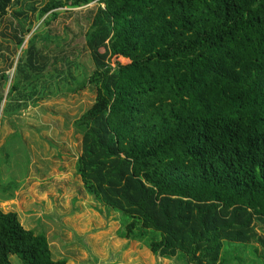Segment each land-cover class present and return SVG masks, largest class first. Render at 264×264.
Wrapping results in <instances>:
<instances>
[{
  "label": "trees",
  "instance_id": "16d2710c",
  "mask_svg": "<svg viewBox=\"0 0 264 264\" xmlns=\"http://www.w3.org/2000/svg\"><path fill=\"white\" fill-rule=\"evenodd\" d=\"M94 3V69L61 94L98 93L72 123L83 136L75 172L85 190L122 215L120 238L163 258L240 264L250 247V264L264 263V0H0V27L16 7L8 40L22 47L8 96L46 89L55 61L38 40L51 35L35 25ZM13 256L67 263L45 234L0 209V264Z\"/></svg>",
  "mask_w": 264,
  "mask_h": 264
},
{
  "label": "rangeland",
  "instance_id": "374dc122",
  "mask_svg": "<svg viewBox=\"0 0 264 264\" xmlns=\"http://www.w3.org/2000/svg\"><path fill=\"white\" fill-rule=\"evenodd\" d=\"M40 5L41 2L36 7ZM95 8L94 3L61 9L60 16L50 26L35 25L43 38L51 35L50 41L41 38L38 44L48 53L51 63H55L50 65L48 77L42 80L46 89L39 87L34 95L29 88L8 96L22 56V47L8 40L18 24L13 13L16 7L1 23L0 209L5 213L16 212L26 229L45 234L53 258L66 259V264H186L180 258L156 255L141 242L120 238L122 215L97 202L76 175L75 164L83 136L74 130L72 123L96 104L98 93L89 89L61 94L67 86L80 81L81 75H90L94 69L86 35ZM30 37L31 34L27 35V41ZM117 61L128 63L123 58H112L113 65ZM3 75L8 76L9 82L2 80ZM63 77L69 82L63 81ZM10 196L13 198L9 199ZM256 231L261 234L259 226ZM253 245L260 255L262 247ZM245 252L240 264H250L253 251L249 247ZM12 262L23 264L17 256L12 257ZM254 264L264 263L256 259Z\"/></svg>",
  "mask_w": 264,
  "mask_h": 264
}]
</instances>
